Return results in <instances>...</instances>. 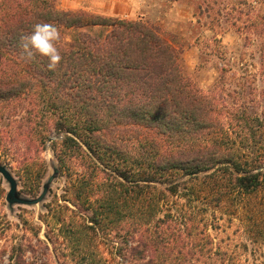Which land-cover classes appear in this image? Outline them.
Masks as SVG:
<instances>
[{
    "label": "trees",
    "instance_id": "trees-1",
    "mask_svg": "<svg viewBox=\"0 0 264 264\" xmlns=\"http://www.w3.org/2000/svg\"><path fill=\"white\" fill-rule=\"evenodd\" d=\"M41 22L61 33L55 71L21 47L20 37ZM180 61L179 51L142 21L63 10L56 0H0V101L25 109L36 126L43 122L42 145L52 132L62 136L50 146L60 172L90 192L101 189L95 202L86 195L88 208L97 206L88 229L128 221L126 236L137 242L120 250L122 264H243L215 244L209 229H218L217 217L209 210L235 192L262 187L264 148L246 142L264 140V117L220 111L215 94L196 88ZM23 128L0 129V162H28V150L17 144ZM130 131L137 139L151 134L140 141L138 159L119 144ZM13 259L9 264H29Z\"/></svg>",
    "mask_w": 264,
    "mask_h": 264
},
{
    "label": "rangeland",
    "instance_id": "rangeland-1",
    "mask_svg": "<svg viewBox=\"0 0 264 264\" xmlns=\"http://www.w3.org/2000/svg\"><path fill=\"white\" fill-rule=\"evenodd\" d=\"M56 2L63 10L148 24L179 51L184 74L190 82L205 94H215L221 104L220 111H232L250 119L264 117V0ZM223 73L225 80L220 81ZM6 104L0 101V109L5 114L0 119V129L8 132L16 125H24L25 135L18 138L17 144L22 143L21 147L28 150L29 160L23 164L21 161L0 164L6 166L16 179L20 199L32 202L44 193L46 195L37 204L10 206L7 201L10 186L0 175V264L11 263L10 257L13 261L18 257L29 264H122L120 250L137 242L130 243L126 236V231L131 228L128 221L113 224L108 231L96 226L88 229L97 206L93 203L88 208L86 195L90 193L95 202L101 189L90 192L86 184L60 172L50 146L53 140L62 136L52 132L46 145H42L38 132L43 122L38 121L36 126L27 121L32 116H26L25 109L13 110ZM8 112L14 116L8 119ZM17 134L11 135L17 137ZM143 135L137 139L136 133L130 131L119 144L126 146L132 158L138 159L142 152L140 141L151 138V134L146 133V139H141ZM246 145L264 148V140L258 145L250 139ZM43 163L46 171L39 181L36 175L43 174ZM28 164H31L29 172L32 175H28ZM77 169L84 168L79 164ZM259 170L264 172V165ZM74 203L79 205L73 206ZM132 204L129 199L128 206ZM213 212L217 217L213 223L218 229L209 231L215 244L230 255L235 253L243 264H264V182L254 194L235 192L221 208L209 210V214ZM117 217L116 211L112 212L113 220ZM147 261L136 264H148Z\"/></svg>",
    "mask_w": 264,
    "mask_h": 264
},
{
    "label": "clouds",
    "instance_id": "clouds-1",
    "mask_svg": "<svg viewBox=\"0 0 264 264\" xmlns=\"http://www.w3.org/2000/svg\"><path fill=\"white\" fill-rule=\"evenodd\" d=\"M61 39L58 28L51 23L41 22L33 26L32 32L20 37L21 47L29 59L36 55L48 60L47 68L55 71L61 63L62 56L57 47Z\"/></svg>",
    "mask_w": 264,
    "mask_h": 264
},
{
    "label": "water",
    "instance_id": "water-1",
    "mask_svg": "<svg viewBox=\"0 0 264 264\" xmlns=\"http://www.w3.org/2000/svg\"><path fill=\"white\" fill-rule=\"evenodd\" d=\"M0 175H2L4 177V179L6 180V182L9 184L10 186V191L7 195V201L9 203L10 206L14 205V204H26V205H33V204H37L39 202H41L43 199H45V193L36 201H25L22 200L18 197L17 194V182L16 179H14V177L12 176V174L10 173V171L7 169L6 166L0 164ZM53 178H51L50 183L52 182Z\"/></svg>",
    "mask_w": 264,
    "mask_h": 264
}]
</instances>
